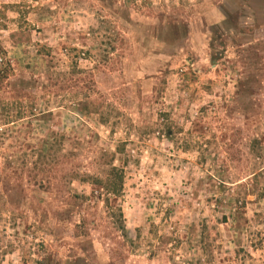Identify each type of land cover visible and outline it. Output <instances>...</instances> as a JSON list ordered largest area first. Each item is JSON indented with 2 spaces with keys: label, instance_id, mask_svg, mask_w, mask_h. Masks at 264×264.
<instances>
[{
  "label": "rangeland",
  "instance_id": "rangeland-1",
  "mask_svg": "<svg viewBox=\"0 0 264 264\" xmlns=\"http://www.w3.org/2000/svg\"><path fill=\"white\" fill-rule=\"evenodd\" d=\"M0 57V264H264V0H0Z\"/></svg>",
  "mask_w": 264,
  "mask_h": 264
},
{
  "label": "trees",
  "instance_id": "trees-1",
  "mask_svg": "<svg viewBox=\"0 0 264 264\" xmlns=\"http://www.w3.org/2000/svg\"><path fill=\"white\" fill-rule=\"evenodd\" d=\"M1 60V57H0ZM6 65V64H5ZM4 70L0 69V74L3 73ZM1 77V75H0ZM111 173V175L115 178H110L109 176H107V179L104 182V188L106 190V192L111 193V194H115L120 186H121V171L115 167H111V169L109 170V174Z\"/></svg>",
  "mask_w": 264,
  "mask_h": 264
}]
</instances>
